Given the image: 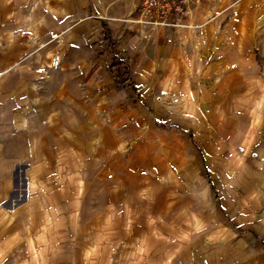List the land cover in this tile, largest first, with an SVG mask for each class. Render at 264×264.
<instances>
[{
    "label": "crops",
    "instance_id": "1",
    "mask_svg": "<svg viewBox=\"0 0 264 264\" xmlns=\"http://www.w3.org/2000/svg\"><path fill=\"white\" fill-rule=\"evenodd\" d=\"M138 3L0 0V264H264V32Z\"/></svg>",
    "mask_w": 264,
    "mask_h": 264
},
{
    "label": "built area",
    "instance_id": "2",
    "mask_svg": "<svg viewBox=\"0 0 264 264\" xmlns=\"http://www.w3.org/2000/svg\"><path fill=\"white\" fill-rule=\"evenodd\" d=\"M203 0H139L134 22L148 31L186 25L193 6Z\"/></svg>",
    "mask_w": 264,
    "mask_h": 264
},
{
    "label": "rangeland",
    "instance_id": "3",
    "mask_svg": "<svg viewBox=\"0 0 264 264\" xmlns=\"http://www.w3.org/2000/svg\"><path fill=\"white\" fill-rule=\"evenodd\" d=\"M234 7L242 14L252 17L256 22L257 29L264 32V0H232ZM203 0L202 3H204ZM201 3V4H202ZM233 7V8H234ZM118 252L117 254L121 253Z\"/></svg>",
    "mask_w": 264,
    "mask_h": 264
}]
</instances>
